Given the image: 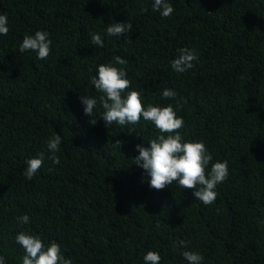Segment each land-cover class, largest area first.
Returning <instances> with one entry per match:
<instances>
[{
	"label": "trees",
	"instance_id": "obj_1",
	"mask_svg": "<svg viewBox=\"0 0 264 264\" xmlns=\"http://www.w3.org/2000/svg\"><path fill=\"white\" fill-rule=\"evenodd\" d=\"M153 2L0 0L9 28L0 34L5 264H22L20 232L45 246L57 242L72 264H145L148 251L159 253L160 264H188L184 251L200 253L201 264H264V0H167L170 17ZM128 22L129 34L106 33L109 24ZM37 30L51 40L46 60L19 52ZM93 33L102 47L92 44ZM181 48L198 56L182 74L171 68ZM116 56L126 65H115ZM101 64L125 67L145 108L171 105L184 121L183 140L203 142L212 162H227L214 203L204 205L175 182L159 191L149 186L134 163L135 145L148 147L159 130L143 118L105 126L102 93L91 84ZM164 89L175 99L163 98ZM84 95L97 100L92 117ZM56 134L54 164L47 141ZM41 152L42 167L26 180L25 161ZM22 215L27 224L16 219Z\"/></svg>",
	"mask_w": 264,
	"mask_h": 264
},
{
	"label": "clouds",
	"instance_id": "obj_2",
	"mask_svg": "<svg viewBox=\"0 0 264 264\" xmlns=\"http://www.w3.org/2000/svg\"><path fill=\"white\" fill-rule=\"evenodd\" d=\"M154 11H159L162 17H170L174 11L167 0H154ZM146 9H141L145 11ZM6 15H0V34L7 35L9 28ZM131 23H113L106 28L110 36H122L132 30ZM46 31L37 30L34 35H26L19 44V52L33 51L37 58L46 60L50 54L51 40ZM91 42L96 46H103L101 35L91 34ZM198 56L194 50L181 48L176 58L171 61V68L177 73H184L194 67ZM115 65H126V61L119 56L114 58ZM126 68L116 67L113 64H101L97 67L95 76L91 77V84L102 95L99 97L103 112L102 119L105 126L116 123L120 126L135 125L141 118L154 124L159 130V135L148 141V147L135 145L138 155L134 156V163L141 167L147 174L149 186L155 190H163L175 182L181 189H192L193 195L204 205H210L216 200V187L228 177L227 162H212V155L207 147L200 141H184L179 133L184 121L178 117L171 105L154 106L147 108L142 104L140 93L130 90V81L126 78ZM163 98L175 99L176 93L171 89H164ZM83 111L88 117L93 116L97 100L88 96H81ZM179 103L177 107H179ZM95 124V117L89 121ZM174 133V134H173ZM168 134V135H165ZM120 146L121 141L117 140ZM61 136L54 135L47 141L48 150L53 153L50 159L54 164L59 163V158L54 155L59 151ZM44 153L25 161L23 175L26 180H31L42 167ZM18 222L27 224L28 215L16 218ZM16 242L22 246L25 255L22 264H72L70 259L61 254L60 245L49 242L47 246L38 236L20 232L15 237ZM182 243V242H181ZM182 256L188 264H201L203 257L198 252L184 251ZM145 264H160L159 253L148 251L144 257ZM0 264H5V257L0 255Z\"/></svg>",
	"mask_w": 264,
	"mask_h": 264
}]
</instances>
